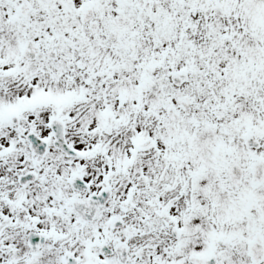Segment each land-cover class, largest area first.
<instances>
[{
    "label": "snow or ice",
    "instance_id": "obj_1",
    "mask_svg": "<svg viewBox=\"0 0 264 264\" xmlns=\"http://www.w3.org/2000/svg\"><path fill=\"white\" fill-rule=\"evenodd\" d=\"M0 264H264V0H0Z\"/></svg>",
    "mask_w": 264,
    "mask_h": 264
}]
</instances>
